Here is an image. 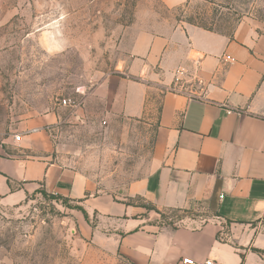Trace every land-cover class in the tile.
<instances>
[{
  "label": "crops",
  "instance_id": "0c3cea01",
  "mask_svg": "<svg viewBox=\"0 0 264 264\" xmlns=\"http://www.w3.org/2000/svg\"><path fill=\"white\" fill-rule=\"evenodd\" d=\"M136 44L125 71L96 87L94 104L105 125L150 121L158 103L148 174L116 196L91 192L45 131L30 132L57 124L52 112L22 123L20 143L0 151V203L37 189L66 198L87 215L77 214L78 236L124 264H264V23L245 19L225 34L181 22ZM179 70L185 88L174 84ZM177 211L179 225L160 224Z\"/></svg>",
  "mask_w": 264,
  "mask_h": 264
},
{
  "label": "rangeland",
  "instance_id": "374dc122",
  "mask_svg": "<svg viewBox=\"0 0 264 264\" xmlns=\"http://www.w3.org/2000/svg\"><path fill=\"white\" fill-rule=\"evenodd\" d=\"M245 19L264 23V0H187L173 8L162 0H0V151L20 143L22 123L54 112L58 123L44 132L54 155L91 192L119 195L148 174L158 103L150 121L104 125L96 87L125 71L144 34L181 22L231 34ZM63 99L71 104L59 106ZM73 206L35 191L16 205L0 203V264H124L78 236ZM182 216L165 212L160 224L179 225Z\"/></svg>",
  "mask_w": 264,
  "mask_h": 264
},
{
  "label": "built area",
  "instance_id": "2783aa9c",
  "mask_svg": "<svg viewBox=\"0 0 264 264\" xmlns=\"http://www.w3.org/2000/svg\"><path fill=\"white\" fill-rule=\"evenodd\" d=\"M185 74V71L184 70H179L176 72V76L174 78V84L177 85V87H186L189 82L187 80H185L184 78H182V76ZM191 80H197L196 77H193V76H190ZM190 80V81H191ZM70 100H66V99H63L59 105L61 106H67V105H70ZM46 129H48L47 126H43V127H40V128H36L32 131H30L31 133H36V132H40V131H45ZM23 136V135H22ZM15 141L16 142H19L21 140V136L19 135H16L14 137ZM179 264H218L217 262L211 260V259H205L203 261H193L192 259H189V258H182L179 262Z\"/></svg>",
  "mask_w": 264,
  "mask_h": 264
},
{
  "label": "trees",
  "instance_id": "16d2710c",
  "mask_svg": "<svg viewBox=\"0 0 264 264\" xmlns=\"http://www.w3.org/2000/svg\"><path fill=\"white\" fill-rule=\"evenodd\" d=\"M35 192H39L41 195H43L44 197H47V198L60 200L62 203H64V202H65V203H70V201H69L68 199H66V198H63V197L58 196V195H49V194H47L44 190H41V189H37V190H35ZM69 208H72V209H74V210H76V211L81 212V213L83 214L84 218L87 219V215H86L85 211H84L79 205H77L76 203H75V206H73V207H69ZM146 208L149 209V207H146ZM160 217H161L162 219L165 218L164 215H160ZM253 251H255V252H257V253H260V254H263L262 251L257 250V249H253Z\"/></svg>",
  "mask_w": 264,
  "mask_h": 264
}]
</instances>
